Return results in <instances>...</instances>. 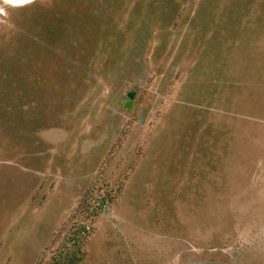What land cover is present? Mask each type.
<instances>
[{"label": "rangeland", "instance_id": "rangeland-1", "mask_svg": "<svg viewBox=\"0 0 264 264\" xmlns=\"http://www.w3.org/2000/svg\"><path fill=\"white\" fill-rule=\"evenodd\" d=\"M0 264H264V0H0Z\"/></svg>", "mask_w": 264, "mask_h": 264}, {"label": "bare ground", "instance_id": "bare-ground-1", "mask_svg": "<svg viewBox=\"0 0 264 264\" xmlns=\"http://www.w3.org/2000/svg\"><path fill=\"white\" fill-rule=\"evenodd\" d=\"M4 1L5 3H8V4H11V5H20V4H23L25 2H28L30 0H2Z\"/></svg>", "mask_w": 264, "mask_h": 264}, {"label": "water", "instance_id": "water-1", "mask_svg": "<svg viewBox=\"0 0 264 264\" xmlns=\"http://www.w3.org/2000/svg\"><path fill=\"white\" fill-rule=\"evenodd\" d=\"M132 96H133V93H132V92H129V93L127 94V98H128V99H131ZM124 107H125L126 109L130 108V102H126L125 105H124Z\"/></svg>", "mask_w": 264, "mask_h": 264}]
</instances>
